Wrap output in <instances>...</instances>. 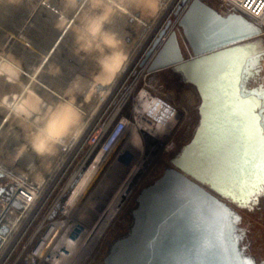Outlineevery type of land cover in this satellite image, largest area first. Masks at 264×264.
<instances>
[{
  "label": "rangeland",
  "instance_id": "1",
  "mask_svg": "<svg viewBox=\"0 0 264 264\" xmlns=\"http://www.w3.org/2000/svg\"><path fill=\"white\" fill-rule=\"evenodd\" d=\"M204 1L220 13L228 8L219 0ZM171 2L158 0V11L155 15H149L143 4L133 6L128 0H112L114 14L107 22H101V31L95 37L87 34L86 25L103 14L104 8L109 6L108 0H97L96 4H93V0H30L22 6L8 5L7 19L0 21V56L11 58L6 61L5 75L0 76V210L8 195L6 189L2 191L1 188L9 186L16 178L27 184L45 186L57 166L66 158L68 150L73 149L88 126L105 111L111 114L124 102L121 113L129 117L132 98L141 92L166 101L175 110V119L169 128L156 136L159 148L157 145L124 200L118 206L114 205V214L102 223L104 228L101 231H97V228L107 213V205L114 196L116 203L126 187L124 181L142 157L145 142L143 138L140 143L132 141L135 136L131 126L124 129L107 155L93 185L67 212L72 238L78 235L79 229H89L91 225L87 240L92 237L91 233L95 239L102 235L94 240V248L83 264H104V257L112 242L126 235L130 229L131 211L136 207V197L141 189L153 183L166 167L171 166V161L191 140L199 123L201 100L192 84L184 82L171 69L147 73L149 59L140 65L157 28L169 19L172 21L170 31L182 13L180 10L177 16L171 14L174 5ZM77 32L82 39L91 40L102 47L105 33H115L127 57L123 67L116 72L115 62L105 60L111 52L106 47L102 53L95 48L88 53L79 51ZM260 38L264 46V35ZM178 41L184 57L188 58L190 51L185 48L179 35ZM102 60L105 61L104 67H101ZM65 102L73 103L81 110L79 135L75 139L68 137L63 142L64 147L59 148L55 155L37 156L29 146L32 133L42 127L49 117L54 124L62 121L66 114L59 110V106ZM140 104L138 106H143ZM162 107V113L150 114L161 119L160 127L170 115L168 106L162 103ZM144 111L146 109L139 110V113ZM65 147L67 152L63 151ZM234 206L241 216L238 227L246 231V242L250 244L248 252L257 260L264 259V209H240ZM62 210L41 209L8 264H13L17 257L19 259L15 264H25V258L36 250L40 237L46 232L42 223L48 213L50 219L59 220L63 217ZM38 226L40 229L34 236ZM69 243L66 244L70 246L68 255H71L76 249L74 245L78 243L71 244L73 246ZM35 257L38 261H44L39 259L41 257Z\"/></svg>",
  "mask_w": 264,
  "mask_h": 264
},
{
  "label": "water",
  "instance_id": "2",
  "mask_svg": "<svg viewBox=\"0 0 264 264\" xmlns=\"http://www.w3.org/2000/svg\"><path fill=\"white\" fill-rule=\"evenodd\" d=\"M184 6L176 25L190 56L167 19L140 65L149 59L148 73L171 69L192 84L201 100L199 123L171 166L141 189L130 229L112 242L104 264H257L241 246L240 215L230 203L244 206L264 184V173L254 172L263 154L245 156L257 147L237 108L245 104L254 132L264 137V96L245 87L264 52V34L243 15L222 14L204 0H180L174 16ZM215 117L230 121L237 142L229 145L228 132L211 130ZM245 180L251 184L241 190Z\"/></svg>",
  "mask_w": 264,
  "mask_h": 264
},
{
  "label": "built area",
  "instance_id": "3",
  "mask_svg": "<svg viewBox=\"0 0 264 264\" xmlns=\"http://www.w3.org/2000/svg\"><path fill=\"white\" fill-rule=\"evenodd\" d=\"M219 1L228 7L227 10L221 12L222 14L230 12L239 13L258 25L264 34V0ZM179 2L180 0H172L171 4L173 3L174 5L172 7L173 11H171V14L174 12ZM184 8L185 6L181 10L183 11ZM176 22L177 20H175L172 29L176 32L177 38L178 35L180 36L185 48L189 51L182 32L180 28L177 27ZM159 29L160 27L157 28L158 31ZM143 93L148 100V104H151L154 100H158L162 102L163 105L168 106V114H170L169 119L164 121V125H162V127L157 128L156 134L153 135L155 139L151 140V143L154 141L156 145H158V139L156 136L161 135L165 132L164 129L169 128V124L175 119V110L172 105L166 101L151 96L145 92ZM140 94L132 98V111L130 112L129 117L121 113L124 105V102H122L116 107L118 110L115 108L113 110L114 112L111 114H108V112L105 111L96 121L91 123V125L88 126L83 138L75 144L72 150L69 149L70 151L68 150L67 152V148H63V151L67 152L66 158H64L61 165L57 166V169L54 171V174L50 177V180L47 184H45V186L41 187L39 185L27 184L24 180L16 178L13 179L9 186L1 188L2 191L6 189L5 193H8L10 196L8 197V195H5L7 199L4 203L3 209L0 210V264H8V262L13 258L22 239L27 234L28 230H30V228L34 225L41 209H63V217L59 218V220H52L49 218L50 213H48L44 219L45 223H42L46 232L40 237L36 250L33 253L28 254L25 258V264H41L42 262L46 264H53L50 261H38L35 254L38 251V247L43 244L41 239L46 235L49 227H51L50 224H55L56 222H62L63 228L56 235L52 248L58 242H62L60 244L61 246H58L59 249L61 248L58 253H61V251L70 248V246L68 247V244H66L67 241L70 242H68L70 245L78 243V252L73 254L71 259L76 257L73 264L84 263L87 255L94 248L95 241L102 235L98 239H95L93 234H91L92 237L90 236L87 240L88 233L92 227L91 225L89 229H79L78 235L72 238L70 236L72 226L69 223L67 212L77 205L80 198L83 197L93 185L96 180V175L103 166L107 155L116 145L125 128L128 126H131L132 128H139L142 122L145 123V126L148 127L149 130H154L156 128L155 120L152 119V117H149L150 115L147 113L148 111L140 112L139 114L137 112L139 110L138 105H141V101L139 99ZM116 95L114 99L116 98ZM143 141H145L144 138ZM63 179L64 181L62 185H60ZM114 197L110 200L106 209L114 208ZM29 209L32 210L29 211ZM2 228L6 229L5 232H1ZM38 229H40L39 226L35 231L34 236L38 232ZM91 241H94L93 244ZM81 255H83V257ZM18 259L19 257L14 260L13 264H15ZM60 262L62 261L59 260V263Z\"/></svg>",
  "mask_w": 264,
  "mask_h": 264
},
{
  "label": "bare ground",
  "instance_id": "4",
  "mask_svg": "<svg viewBox=\"0 0 264 264\" xmlns=\"http://www.w3.org/2000/svg\"><path fill=\"white\" fill-rule=\"evenodd\" d=\"M163 24H162V26H163ZM160 28H161V26H160ZM156 32L153 34L154 36H155ZM139 99H140L141 103L143 104V106H141V107L138 106L139 110L143 111L144 109H146V111H148L149 115L150 114H157V112L158 111L161 112V109L163 108L162 107V102H160L158 100H154V101L151 102V104H148L147 103L148 100L146 99V96H145V94L143 92L140 94ZM237 108L240 109V116H242L241 118L245 120V123L247 125L246 126L247 127L246 128L247 129L246 132L248 133V135L250 134V137H252L250 140L254 141L255 145L257 147V150L256 149H252V148H248L247 150H245L244 151L245 152V156L252 157L253 156L252 154H254L255 152H259L260 154H263V156H262L263 159L255 166V171H254L255 172V176L257 175L255 178H260V177H258L259 174L264 173V137L259 136L258 134H256L254 132V126H252L254 124H253L252 120H249V118H247L248 114H246L245 104H243V103L239 104ZM139 110H138V113H139ZM149 117H152V116L150 115ZM152 119L155 120L156 128L154 130H149V128L146 127L145 123H143V122H142V124H141V126L139 128L137 127V128H133L132 129V131H134L133 132V137L135 136V138L132 141H134V142L136 141L137 143H140L141 140H142L141 138H144L145 146H144V143H143L142 147H143L144 150H143L140 162L134 167V170L131 172V174H129V176L127 177V180L124 181L125 184H126V187L124 188V186H123L124 190H123L122 193L119 194V197L117 198V201L115 203V207L118 206V204L121 203V201L124 200L125 196L129 192V190L137 182L139 173L143 172L144 167L146 166V163L149 160V157L151 156L152 152H154L156 150V148H157L156 143L154 141H152V143H151V140L155 139V137L153 135L156 134L157 128L160 127V123H161L160 120L161 119L159 118L160 119L159 120L157 117L156 118L152 117ZM246 119H248V120L246 121ZM229 124H230L229 120L221 119L220 117H215V119L213 121V127H212L211 130L214 133H220V132H225L226 133V132H228L227 138H229L228 142H229V145H230L232 142H237V136H235L236 132H234L233 130L230 129V125ZM135 130H136V132H135ZM219 166H220V164H218L215 168H217ZM250 184H251V182H249L247 180L243 181L242 182V186H241V190H245L246 189L245 187H248ZM106 212L107 213L103 216V220L100 222L101 224L97 228V231H101L102 228H104L102 223H104V221L109 219L110 216H112V214H114V209H108ZM50 226L51 227H49V229L47 231V234L41 239L43 244H41L40 247H38V251H37V254H35V256L41 257L39 259H42L44 261H51V262H53V264H54V262L57 263V264H63L62 262H64V264H73L75 259H76V257L74 259H71V258L73 256V254H76V252H78V248H79L78 245L77 244L74 245L76 247V249H75L73 254L71 253V255H68V253H67L68 249H65L64 251H61V253H58V251L61 249V248L59 249L58 246H61L60 244L62 242H58L57 244H55V246L53 248L50 249V246L55 242L56 235L62 230L63 224H62V222H56L55 224H51ZM67 242H69V241H67ZM59 260L62 261V262L59 263Z\"/></svg>",
  "mask_w": 264,
  "mask_h": 264
},
{
  "label": "clouds",
  "instance_id": "5",
  "mask_svg": "<svg viewBox=\"0 0 264 264\" xmlns=\"http://www.w3.org/2000/svg\"><path fill=\"white\" fill-rule=\"evenodd\" d=\"M74 2V0H72ZM97 0H93V4H96ZM130 4L135 6L136 4H143L146 6L149 15H155L158 11V0H128ZM107 7L104 8L103 14L97 19L90 21L86 25L87 34L90 37H95L97 33L101 31V22H107L108 19L114 14V8L112 0H108ZM77 43L79 44V51L88 53L91 49L95 48L99 52L104 51V47L111 50L110 54L105 60L114 61V69L118 72L126 61V53L121 47V40L115 33H105L103 45L94 44L91 40H84L81 38L79 32H77ZM11 59L7 56H0V76L5 75L7 69L6 61ZM101 67H104L105 61L102 60ZM59 110L66 114L65 118L59 123L54 124L51 117L44 123L42 127L35 130L31 135L30 147L37 156H51L55 155L59 148L64 147V141L71 137L75 139L80 133L79 125L82 122L81 110L70 102H65L59 106ZM23 150V146L21 148Z\"/></svg>",
  "mask_w": 264,
  "mask_h": 264
},
{
  "label": "flooded vegetation",
  "instance_id": "6",
  "mask_svg": "<svg viewBox=\"0 0 264 264\" xmlns=\"http://www.w3.org/2000/svg\"><path fill=\"white\" fill-rule=\"evenodd\" d=\"M252 72H253V74L251 76H249L247 78V80L245 81V87L247 89H256L261 95L264 96V52L260 54V56L258 58V63L256 64L255 68L252 70ZM261 109H262L261 116H262V125H263L264 124V120H263L264 106H262ZM263 130H264V128H263ZM182 148H181V150H182ZM180 151H179V153H180ZM178 154H177V156H178ZM231 204L236 206L235 203H230V205ZM236 207H239L240 209H258V210L264 209V184L255 193V195L252 196V198L250 199V201L247 204H245L244 206H236ZM240 220H241V216H240ZM240 230L243 233V241L241 242V246L244 247L245 254L252 256L257 264L264 262V259L257 260L255 256H253L251 253L248 252V250L250 248V244L246 242V239H247L246 233H245L246 231L243 228L242 229L240 228Z\"/></svg>",
  "mask_w": 264,
  "mask_h": 264
},
{
  "label": "crops",
  "instance_id": "7",
  "mask_svg": "<svg viewBox=\"0 0 264 264\" xmlns=\"http://www.w3.org/2000/svg\"><path fill=\"white\" fill-rule=\"evenodd\" d=\"M30 0H0V21H6L7 19V7L9 6H22L27 4ZM32 1V0H31ZM264 47V46H263Z\"/></svg>",
  "mask_w": 264,
  "mask_h": 264
}]
</instances>
